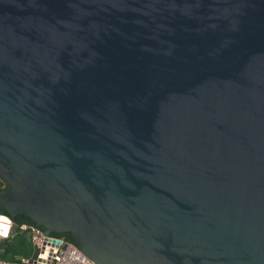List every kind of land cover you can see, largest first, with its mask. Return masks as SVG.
I'll list each match as a JSON object with an SVG mask.
<instances>
[{
  "label": "water",
  "instance_id": "water-1",
  "mask_svg": "<svg viewBox=\"0 0 264 264\" xmlns=\"http://www.w3.org/2000/svg\"><path fill=\"white\" fill-rule=\"evenodd\" d=\"M0 209L56 264H264V0H0Z\"/></svg>",
  "mask_w": 264,
  "mask_h": 264
},
{
  "label": "built area",
  "instance_id": "built-area-1",
  "mask_svg": "<svg viewBox=\"0 0 264 264\" xmlns=\"http://www.w3.org/2000/svg\"><path fill=\"white\" fill-rule=\"evenodd\" d=\"M19 231H26L30 235L33 246L37 249L35 257H20L14 261L0 259V264H55L61 262V245H56L47 240L44 231L36 225L20 224Z\"/></svg>",
  "mask_w": 264,
  "mask_h": 264
},
{
  "label": "crops",
  "instance_id": "crops-1",
  "mask_svg": "<svg viewBox=\"0 0 264 264\" xmlns=\"http://www.w3.org/2000/svg\"><path fill=\"white\" fill-rule=\"evenodd\" d=\"M36 254L37 249L26 231H14L7 237H0V259L2 260L14 261L23 256L35 257Z\"/></svg>",
  "mask_w": 264,
  "mask_h": 264
},
{
  "label": "trees",
  "instance_id": "trees-1",
  "mask_svg": "<svg viewBox=\"0 0 264 264\" xmlns=\"http://www.w3.org/2000/svg\"><path fill=\"white\" fill-rule=\"evenodd\" d=\"M0 214L6 215L1 209H0ZM17 226H19L21 223H15ZM40 229L43 230V227H39ZM16 231H19L18 229ZM52 236L58 237L63 239L66 243L75 245V242L72 240L71 235L69 233H52Z\"/></svg>",
  "mask_w": 264,
  "mask_h": 264
}]
</instances>
